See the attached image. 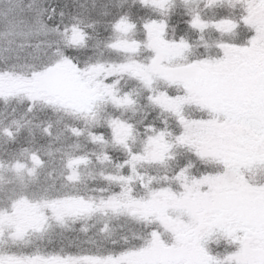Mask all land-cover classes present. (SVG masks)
I'll use <instances>...</instances> for the list:
<instances>
[{"label": "snow or ice", "instance_id": "snow-or-ice-1", "mask_svg": "<svg viewBox=\"0 0 264 264\" xmlns=\"http://www.w3.org/2000/svg\"><path fill=\"white\" fill-rule=\"evenodd\" d=\"M0 264H264V0H0Z\"/></svg>", "mask_w": 264, "mask_h": 264}]
</instances>
